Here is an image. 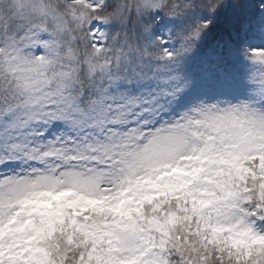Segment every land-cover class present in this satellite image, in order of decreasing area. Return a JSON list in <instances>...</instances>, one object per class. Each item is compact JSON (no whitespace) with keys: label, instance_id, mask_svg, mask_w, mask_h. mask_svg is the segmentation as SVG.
Here are the masks:
<instances>
[{"label":"snow or ice","instance_id":"snow-or-ice-1","mask_svg":"<svg viewBox=\"0 0 264 264\" xmlns=\"http://www.w3.org/2000/svg\"><path fill=\"white\" fill-rule=\"evenodd\" d=\"M225 7L211 51L231 90L212 97L188 62ZM187 110L238 129L246 171L264 168V0H0V167L30 169L0 178V227L30 196L118 215L125 170L173 159ZM237 259L264 264V248Z\"/></svg>","mask_w":264,"mask_h":264},{"label":"clouds","instance_id":"clouds-1","mask_svg":"<svg viewBox=\"0 0 264 264\" xmlns=\"http://www.w3.org/2000/svg\"><path fill=\"white\" fill-rule=\"evenodd\" d=\"M187 111L194 123L173 159L125 170L118 215L74 197L56 213L42 206L52 197L30 196L0 227V254L17 264H243L238 256L264 248L250 232L264 237V168L246 171L238 129Z\"/></svg>","mask_w":264,"mask_h":264},{"label":"trees","instance_id":"trees-1","mask_svg":"<svg viewBox=\"0 0 264 264\" xmlns=\"http://www.w3.org/2000/svg\"><path fill=\"white\" fill-rule=\"evenodd\" d=\"M231 15L232 10L230 7H225L217 13L216 20L210 27L205 41L188 62L189 70L197 80L199 91L206 84L212 88H221L227 80L225 62L221 57L216 56L211 48L213 41L223 34L225 25ZM254 42L258 43L259 41ZM208 72H211V76H207Z\"/></svg>","mask_w":264,"mask_h":264},{"label":"rangeland","instance_id":"rangeland-1","mask_svg":"<svg viewBox=\"0 0 264 264\" xmlns=\"http://www.w3.org/2000/svg\"><path fill=\"white\" fill-rule=\"evenodd\" d=\"M223 88L224 89L222 90V92H220V90H217V89L211 90L209 87H207L205 89L204 93H207L209 96H212V97L217 96V95L227 94L231 90V85H230L229 81H226L224 83ZM183 110H185L183 107L178 109V111H183ZM165 118L166 119H172L173 117L168 116ZM155 126H158V125H155ZM47 138L51 139L52 135L51 134L47 135ZM25 170H30V169L18 166L16 164H10L7 167H0V178H3L6 175H14L17 173H22Z\"/></svg>","mask_w":264,"mask_h":264}]
</instances>
